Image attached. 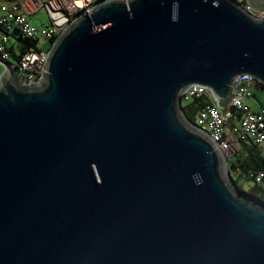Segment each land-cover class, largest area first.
I'll return each instance as SVG.
<instances>
[{"label": "water", "instance_id": "1", "mask_svg": "<svg viewBox=\"0 0 264 264\" xmlns=\"http://www.w3.org/2000/svg\"><path fill=\"white\" fill-rule=\"evenodd\" d=\"M0 63V264H264V201L181 104L199 86L225 115L237 77L264 85V19L113 0L59 35L41 83Z\"/></svg>", "mask_w": 264, "mask_h": 264}, {"label": "built area", "instance_id": "2", "mask_svg": "<svg viewBox=\"0 0 264 264\" xmlns=\"http://www.w3.org/2000/svg\"><path fill=\"white\" fill-rule=\"evenodd\" d=\"M113 0H24L10 2L0 0V58L9 61L12 57L10 41L14 30L18 32L17 39H32L37 41V46L26 51L15 66L18 76L30 83L42 82V75L49 51L38 48L36 36L39 30L31 23L30 16H35L45 8L52 19V23L43 30V35L53 44L59 35L82 14L92 10L95 6ZM128 5L132 0H123ZM257 19H264L263 11L251 8L247 0H231ZM0 63V67H1ZM2 68V67H1ZM255 79L249 75L236 78L233 93L226 114L214 99L210 89L192 86L181 97V104L194 99L206 98L205 105L198 113L196 128L206 133L219 147L226 163L236 153L235 148L240 145L239 139L254 142L262 148L264 153V104L260 110L254 111L248 104L252 97V86ZM248 179L254 184L264 186V171H250Z\"/></svg>", "mask_w": 264, "mask_h": 264}, {"label": "trees", "instance_id": "3", "mask_svg": "<svg viewBox=\"0 0 264 264\" xmlns=\"http://www.w3.org/2000/svg\"><path fill=\"white\" fill-rule=\"evenodd\" d=\"M10 2H19V0H7ZM19 53L15 52V47L11 46L9 49L12 53V57L16 61L17 64H19L21 56L28 51L32 47L37 46V41L32 39H24L19 38ZM2 68L0 67V74H1ZM254 89L258 90H264V85L261 83H258L255 81L253 85ZM252 97L257 98L256 92L252 89ZM206 98H200V99H194L191 102H188L186 104H182L184 114L188 118L189 121L192 123H196L197 116L201 108L205 105ZM241 147L243 152L240 153V158L234 162H232V169L235 170L238 173V178H246L248 179V173L250 171H264V153L262 151V148L255 144L254 142H247L245 140L239 139ZM238 152L234 154V156H237ZM233 156V157H234ZM231 171V170H230ZM251 181V180H249ZM234 184L239 188L242 189V186L239 185L238 180L233 179ZM249 192L251 195L259 198L260 200L264 201V188L259 185H254Z\"/></svg>", "mask_w": 264, "mask_h": 264}, {"label": "rangeland", "instance_id": "4", "mask_svg": "<svg viewBox=\"0 0 264 264\" xmlns=\"http://www.w3.org/2000/svg\"><path fill=\"white\" fill-rule=\"evenodd\" d=\"M23 1L24 0H19L20 3H22ZM48 1L49 0H42V2L44 3H47ZM30 20H31V23L39 30V33L36 36V39H38L39 41L38 48L43 51H50L51 48L53 47V43L43 35L44 28L46 26H49L52 23V19H51L49 12L45 8H43L37 13V15L30 16ZM1 35L2 33L0 32V37ZM17 36H18V32L14 30L9 44L10 45L13 44L15 46V52L19 53L20 50H19V42H18ZM8 62L12 63L15 66L18 65L13 57H11V59ZM3 70H4V67L2 66L1 73L3 72ZM252 89L254 92H256L257 98L251 97L248 101V104L251 107L253 106L254 108L256 107L255 103H258L259 99H263L264 94L263 92H261V90L254 89L253 86H252ZM235 150H236L235 152H238V154L237 156L232 157L229 163H227V168L229 171L228 173L232 176V179L238 180L239 185L242 186L244 191H250L251 188L255 184L252 181L247 180L246 178H242V179L238 178V173L232 169V165H231L232 162L236 161V159L238 160L240 158V153L243 152L241 144L237 148H235ZM262 187L264 188V186Z\"/></svg>", "mask_w": 264, "mask_h": 264}, {"label": "crops", "instance_id": "5", "mask_svg": "<svg viewBox=\"0 0 264 264\" xmlns=\"http://www.w3.org/2000/svg\"><path fill=\"white\" fill-rule=\"evenodd\" d=\"M11 46H14L13 44L12 45H10V47ZM15 47V46H14ZM2 67V66H1ZM261 92H263V94H264V90H261ZM264 104V96H263V99H259V101H258V103H255V106L256 107H254L253 108V106L251 107L254 111H258V110H260V108H261V106Z\"/></svg>", "mask_w": 264, "mask_h": 264}]
</instances>
